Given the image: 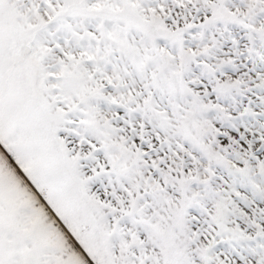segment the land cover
I'll list each match as a JSON object with an SVG mask.
<instances>
[{"label":"snow or ice","instance_id":"6c2138e0","mask_svg":"<svg viewBox=\"0 0 264 264\" xmlns=\"http://www.w3.org/2000/svg\"><path fill=\"white\" fill-rule=\"evenodd\" d=\"M0 264H264V0H0Z\"/></svg>","mask_w":264,"mask_h":264}]
</instances>
